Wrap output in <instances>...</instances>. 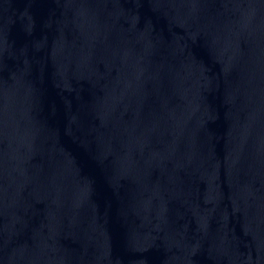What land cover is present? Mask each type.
<instances>
[{"label": "water", "instance_id": "obj_1", "mask_svg": "<svg viewBox=\"0 0 264 264\" xmlns=\"http://www.w3.org/2000/svg\"><path fill=\"white\" fill-rule=\"evenodd\" d=\"M0 264H264V0H0Z\"/></svg>", "mask_w": 264, "mask_h": 264}]
</instances>
